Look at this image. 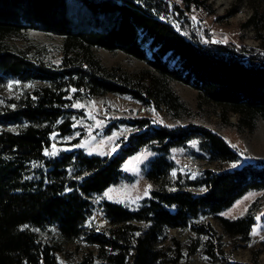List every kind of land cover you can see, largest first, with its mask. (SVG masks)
Segmentation results:
<instances>
[{
    "label": "trees",
    "instance_id": "obj_1",
    "mask_svg": "<svg viewBox=\"0 0 264 264\" xmlns=\"http://www.w3.org/2000/svg\"><path fill=\"white\" fill-rule=\"evenodd\" d=\"M246 1L249 23L262 24L264 31V0ZM195 10L213 13L206 0H0V84L42 83L0 106V264H62L60 244L43 243L37 234L49 227H57L65 243L95 248L80 262L65 264H179L180 243L167 245L170 229L205 237L203 253L213 264H244L228 257L209 221L198 219L212 215L227 235L250 241L256 202L245 217L230 220L221 214L249 192L264 191V161L233 148L211 129L194 123L166 126L146 117L120 120L132 132L119 140L114 155H89L82 148L47 154L54 135L75 133L82 113L74 103L84 98L129 96L149 111L163 108L173 121L181 120L191 112L175 93V82L195 88L222 116L234 112L249 125L264 120V55L212 42L187 25ZM32 31L63 38L57 65L12 43ZM98 49L123 52L147 68L107 67ZM10 126L17 130L6 129ZM195 141L219 170L207 169L198 179L181 173L173 178L172 151ZM143 150L156 154L146 173L150 196L135 209L103 201L110 228L90 225L92 199L128 179L124 164ZM200 245L194 244L190 255ZM258 257L247 264H258Z\"/></svg>",
    "mask_w": 264,
    "mask_h": 264
},
{
    "label": "rangeland",
    "instance_id": "obj_2",
    "mask_svg": "<svg viewBox=\"0 0 264 264\" xmlns=\"http://www.w3.org/2000/svg\"><path fill=\"white\" fill-rule=\"evenodd\" d=\"M178 2V0H176ZM211 5L213 13L204 10H195L189 14L188 26L193 25L204 31L212 42L233 43L237 47L246 46L264 55L261 46V38L264 36L262 24L258 26L249 23L252 10L246 0H206ZM179 26V22L176 23ZM12 43L18 48H28L35 55L46 62L57 65L62 54L63 38L54 34L32 31L22 38H15ZM97 55L101 62L107 66H121L129 72H139L146 69L144 62L132 58L123 52H110L98 49ZM42 83H22L11 79L6 84H0V106L8 105L12 98L20 97L25 91L32 90ZM173 88L178 97L188 105L190 114L185 115L179 121H173L165 109L158 111L147 110L140 102L129 96L107 94L91 99L84 98L74 103V108L82 115L75 119L76 131L71 136H53V144L47 152L48 155L57 156L61 151H70L82 148L89 155L111 156L119 149V140L126 138L132 128L120 120L136 118H149L156 123L166 126L184 125L194 123L211 129L222 136L233 148L248 153L251 156L264 161V120H256L253 125L241 123L240 117L234 112H227L222 116L218 107L204 103L199 99L198 91L182 83H173ZM117 124L110 133L106 129L112 124ZM4 128V127H2ZM1 128V129H2ZM13 131L17 127H6ZM78 139L77 145H71ZM156 156L151 150H143L139 154L129 158L124 164L125 172L130 176L118 185L110 187L101 196L92 199L93 216L89 221L100 229L110 228L109 221L105 218L101 203L103 201L118 203L130 208H137L141 202L150 196L153 186L146 178L149 162ZM174 163L171 172L173 178L178 173L188 175L191 179H198L205 170H219L218 163H212L207 155L201 151L199 143L193 142L189 148L175 149L170 156ZM234 167V165H230ZM202 192L201 190L197 191ZM257 224L254 226L251 239L248 242L241 240L240 236L230 237L212 215H202L199 222L209 221L221 238V244L228 257L239 263H251L254 254L258 253V264H264V191L249 192L235 205L223 212L221 216L230 220L245 217L253 203ZM39 239L43 243L57 244L62 251L57 257L60 263H78L88 252H94L95 248L87 244L65 243L60 239L57 227H49L44 230H36ZM167 245L176 240L181 245L182 258L179 264H213L203 253L205 237H197L189 229H170L168 231ZM201 244L197 253L190 255L191 247Z\"/></svg>",
    "mask_w": 264,
    "mask_h": 264
}]
</instances>
